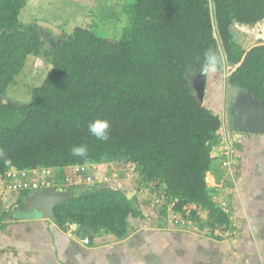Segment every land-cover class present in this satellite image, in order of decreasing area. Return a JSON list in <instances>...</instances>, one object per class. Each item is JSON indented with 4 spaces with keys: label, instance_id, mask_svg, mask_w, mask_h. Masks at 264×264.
Segmentation results:
<instances>
[{
    "label": "trees",
    "instance_id": "trees-1",
    "mask_svg": "<svg viewBox=\"0 0 264 264\" xmlns=\"http://www.w3.org/2000/svg\"><path fill=\"white\" fill-rule=\"evenodd\" d=\"M26 2L0 0V180L10 170L50 169L61 180L69 167L127 164L141 183L162 187L174 213L193 207L190 219L207 214L202 226L228 227L206 185L222 122L199 100L191 80L200 75L203 53L213 49L223 58L218 70L231 67L228 92L264 110V41L245 50L231 32L233 25L258 30L264 0H131L116 40L76 26L47 51L44 32L19 19ZM29 56L43 57L48 73L29 101L4 104ZM97 118L110 123L107 141L87 132ZM81 144L87 156L73 157L70 149ZM72 189L54 207L61 229L74 225L88 238L123 240L129 220L142 218L120 190ZM5 216L0 210V220Z\"/></svg>",
    "mask_w": 264,
    "mask_h": 264
},
{
    "label": "crops",
    "instance_id": "crops-1",
    "mask_svg": "<svg viewBox=\"0 0 264 264\" xmlns=\"http://www.w3.org/2000/svg\"><path fill=\"white\" fill-rule=\"evenodd\" d=\"M227 103L224 98L219 106ZM239 135L236 176L222 169V153L214 148L206 177L210 194L218 193V200L213 198L228 217V227L210 230L202 226L206 218L201 225L196 217L191 228L168 226L161 213L132 196L142 218L132 223L125 239L111 234L88 238L74 225L61 229L54 220L33 217L26 209L34 193H27L2 203L0 264H264V134Z\"/></svg>",
    "mask_w": 264,
    "mask_h": 264
},
{
    "label": "rangeland",
    "instance_id": "rangeland-1",
    "mask_svg": "<svg viewBox=\"0 0 264 264\" xmlns=\"http://www.w3.org/2000/svg\"><path fill=\"white\" fill-rule=\"evenodd\" d=\"M131 0H27L25 7L20 13V21L22 24H34L37 25L42 32L43 51L51 49L58 39L61 33H70L76 26H82L92 29L98 36L105 37L111 40H116L122 31V28L126 24V7ZM42 24H49L54 27L57 31L54 32L47 28H44ZM261 30V33L259 31ZM231 32L234 40L245 50H248L251 46L255 45L259 41H264V21L258 30L250 27H244L240 25H233L231 27ZM50 66L43 60V57H32L29 56L26 60L25 66L16 78L15 83L8 88L3 101L8 102H21L26 103L30 100V91L39 86L46 74L48 73ZM231 71V67L224 65L220 70L215 73H209L205 77L204 82V92L202 93V102L205 106L214 108L212 111L218 114L222 122V127L217 133V139L213 147L220 150L222 153L223 164L222 169H224L228 174H237L238 161L235 158V152L239 147L240 133L235 131L233 128L235 112L230 120L229 113L236 107L233 105L232 101L235 99H243L236 109H238L246 100V96L231 95L228 92L227 79ZM195 78H200V75ZM197 85V82L192 79L191 85ZM196 93V91L194 90ZM214 97L215 103L210 101ZM227 99L229 104H224L220 107L219 104L223 102V99ZM235 98V99H234ZM247 101V100H246ZM228 110V111H227ZM225 111V114L223 113ZM229 112V113H228ZM223 113V114H222ZM223 117V121H222ZM225 117V119H224ZM225 122V123H223ZM225 140H227L232 149L231 159H227L223 146L225 145ZM101 172H108L106 164L101 165ZM122 177L121 181L114 184H109L107 187L109 189L117 191L120 190L126 198L129 195L132 205L136 207L133 203L135 202L143 204L146 207L154 210L155 213H160L164 210V217H170L173 212V203L166 201L162 196L161 188L158 183H141V177L134 167L125 168V173L120 174ZM74 186V189H78L74 192H85L94 189L96 186L86 185L85 183L78 182ZM98 186V185H97ZM129 191V193H128ZM135 194L133 195V192ZM210 191V190H209ZM75 193V194H76ZM214 193L216 195H214ZM211 196L218 200L217 192L214 191ZM14 194L4 191L3 186L0 184V202L3 205H7V197H12ZM132 196H136L132 199ZM162 197V198H161ZM222 198L221 195H219ZM6 200V201H5ZM159 200L160 203L156 201ZM224 201V200H223ZM9 209V208H8ZM1 210V207H0ZM197 212L193 207L186 209L182 217L192 218L191 214ZM207 215V214H206ZM205 213L198 212L196 218L202 222L206 218ZM135 220H129V232L133 227L132 223ZM166 225H170V221L166 219Z\"/></svg>",
    "mask_w": 264,
    "mask_h": 264
},
{
    "label": "built area",
    "instance_id": "built-area-1",
    "mask_svg": "<svg viewBox=\"0 0 264 264\" xmlns=\"http://www.w3.org/2000/svg\"><path fill=\"white\" fill-rule=\"evenodd\" d=\"M223 151L227 159L232 157V149L230 143L225 140ZM107 173L101 172V165L84 164L68 168V174L60 180L59 176L50 169H32L27 171L10 170L5 174L4 179L0 180L4 191L10 194L28 192L42 193L47 190L65 191L71 186H75L78 182L93 186H107L116 184L121 181L120 174L125 173V168H131L130 165L117 163L106 165ZM77 186V185H76ZM160 203L159 200L156 201ZM172 216L166 219L170 221L173 227H193L194 220L182 217L179 214L172 213ZM4 219L0 220V228L4 224Z\"/></svg>",
    "mask_w": 264,
    "mask_h": 264
},
{
    "label": "water",
    "instance_id": "water-1",
    "mask_svg": "<svg viewBox=\"0 0 264 264\" xmlns=\"http://www.w3.org/2000/svg\"><path fill=\"white\" fill-rule=\"evenodd\" d=\"M44 28L56 32L57 30L49 24H42ZM206 75L200 74V78H195L197 82L193 88L196 91V95L199 100L202 101V93L204 92V82ZM239 95V94H237ZM239 97V96H237ZM247 100V101H246ZM243 105L236 109V116L233 120V128L235 131L243 134H264V110L258 106V104L252 101L251 98L246 97ZM4 104L6 102L3 101ZM12 103V102H8ZM53 190H47L45 192H38L33 195L34 201H32L26 211L36 219L40 220H54V207L60 203L65 195L52 194ZM135 194V191H132ZM129 193V191H128ZM127 199L130 200L129 195Z\"/></svg>",
    "mask_w": 264,
    "mask_h": 264
},
{
    "label": "clouds",
    "instance_id": "clouds-1",
    "mask_svg": "<svg viewBox=\"0 0 264 264\" xmlns=\"http://www.w3.org/2000/svg\"><path fill=\"white\" fill-rule=\"evenodd\" d=\"M223 58L213 49H207L203 53V62L200 69V74L207 75L215 73L222 64ZM110 123L107 119L97 118L87 124V132L99 141H107L109 139ZM86 145H74L70 149V154L73 157H86ZM166 218V217H165Z\"/></svg>",
    "mask_w": 264,
    "mask_h": 264
},
{
    "label": "flooded vegetation",
    "instance_id": "flooded-vegetation-1",
    "mask_svg": "<svg viewBox=\"0 0 264 264\" xmlns=\"http://www.w3.org/2000/svg\"><path fill=\"white\" fill-rule=\"evenodd\" d=\"M236 98H237V96H236ZM235 99V98H234ZM236 101H232L233 102V105H235L236 107L234 108V106H233V109L230 111V115H229V118H230V120H231V118H232V115H234V112H235V110H236V108L238 107V105L241 103V101L243 100V99H241V97L239 98V99H235ZM243 105V104H242ZM228 111V110H227ZM232 121V120H231ZM35 194V193H34Z\"/></svg>",
    "mask_w": 264,
    "mask_h": 264
}]
</instances>
